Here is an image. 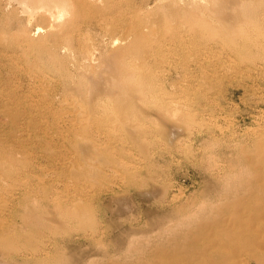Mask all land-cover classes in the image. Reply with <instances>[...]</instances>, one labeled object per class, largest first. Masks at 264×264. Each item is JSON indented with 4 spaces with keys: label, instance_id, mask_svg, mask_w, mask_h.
Returning a JSON list of instances; mask_svg holds the SVG:
<instances>
[{
    "label": "bare ground",
    "instance_id": "bare-ground-1",
    "mask_svg": "<svg viewBox=\"0 0 264 264\" xmlns=\"http://www.w3.org/2000/svg\"><path fill=\"white\" fill-rule=\"evenodd\" d=\"M193 2L0 0V65L7 64L9 71L6 79L0 78V115L12 121L16 132L32 128L36 135H27L18 149L0 140V254L17 252L25 240L29 244L28 235L8 220L20 216L19 207L40 215L38 202L44 198L53 205L50 220L54 216L61 225L93 227L95 188H105L111 177L137 180V167L120 160L128 143L148 156L153 143L148 136L164 135L167 123L190 138L203 125L198 119L203 111L193 106L197 94L190 69L199 72L194 80L199 89L207 73L219 70L252 81L251 87L264 81V0ZM172 70L181 73L180 82ZM44 118L69 132L60 135L72 147L69 155L58 157L60 172L38 169L36 158L32 161L30 151L22 150L30 142L53 152V141L39 137L43 125L37 121ZM146 119L156 123L148 125ZM258 124L244 144L232 140L254 169L235 174L248 177L245 189L233 181V173L225 174L220 194L227 204L218 212L225 217L204 230L168 237L172 252L163 260L159 254V264H232L231 258L243 252L263 262L257 250L264 231V122ZM210 130L234 137L219 125ZM236 196L242 197L229 205ZM184 217L182 228L189 229L193 219ZM36 248L21 250L24 258L42 264L48 252L43 244Z\"/></svg>",
    "mask_w": 264,
    "mask_h": 264
},
{
    "label": "rangeland",
    "instance_id": "rangeland-1",
    "mask_svg": "<svg viewBox=\"0 0 264 264\" xmlns=\"http://www.w3.org/2000/svg\"><path fill=\"white\" fill-rule=\"evenodd\" d=\"M197 1L192 2L199 3ZM192 2L186 0L188 4L192 5ZM210 60L214 62V58ZM7 67L8 65L5 63L0 65L1 79L7 78L9 73ZM177 72L172 70L170 74L177 82H180L181 73ZM207 74L205 85L203 84L199 89L197 82L194 81L199 72L192 68L188 73L195 93L198 95H195L197 100H194L196 103L193 106L197 110L196 112L203 111V115L198 117L199 120H202L199 123H203V125L198 126V129L195 128L194 132L190 134V138H187L181 127L177 126L178 129H176L175 124H173L174 128L170 123L160 122L161 125L166 124L163 129L164 135L161 134L164 140L161 135L159 137L149 135L148 140L153 143H150L148 156L128 143L129 150L122 154L120 160L131 161V165L137 167L135 173L137 180L133 179V182L132 179L111 177L109 183L113 186L110 187L108 183L103 189H93V198L90 201L93 215L95 214L96 221L93 225L95 228L76 225L71 228L65 223L61 225V222L54 216H51L50 220L49 214L53 205L44 198L38 202L39 205L37 204L42 210L40 215H43L44 218H40V215L32 213L31 210L19 207L20 216L8 217L10 218L8 220L13 221L12 223L18 226H15L17 229L21 228L23 233L28 235L29 244L25 240L24 249L21 243L17 252L0 254V264H40V262L24 258L23 251L29 253L38 250L36 247L40 248L42 244L48 252L46 262L44 261L42 264H159V254L162 255L161 260H163L164 255H169L172 252V247L167 242L168 237L187 235L189 230H204L206 226L212 225L216 221L215 219L222 220L225 215L218 212L221 207H226L227 204L226 198L220 194L222 186L227 181L225 174L233 173V181L237 180L236 184L241 182L240 189H245L248 184V177L243 178L235 176V174L241 170L248 172L250 170L241 156L240 147L248 138L246 135L249 131L251 132L253 128L259 126L258 122L260 125L264 122V97L261 95L264 90V81L260 80L257 86L251 87L252 81L242 80L241 77L231 76V78L223 70H219L215 74ZM198 91L200 94L197 93ZM57 107L59 108V105L55 106V108ZM21 121L24 123V120ZM145 121L148 125L156 123V121L148 119ZM41 124L43 130L39 137L46 141H53L49 143V145L53 144V152L47 148H36L30 142L23 144L22 150L30 151L29 153L33 157L32 161L33 159L35 161L36 158L35 163L40 165L37 167L38 169L44 168L47 173L51 169L60 172L62 166H60L58 157L69 155L72 150L68 141L61 136H67L69 132L62 127H56L51 118L37 121V126ZM210 125H219L228 132L231 130L230 133L234 137L219 135L218 131L213 134ZM50 127L53 130H50ZM17 130L12 121L0 115V140L6 144H16L14 145L15 149H18V142L25 138L29 139L27 135L36 136L32 128L19 132H16ZM171 132L175 135L173 133L172 135ZM31 139L34 140V138ZM232 140H239L241 145L238 147L235 143L232 144ZM84 152L85 150L82 152L83 155L86 153ZM252 170L254 169L251 168L250 171ZM49 183L51 184L52 181L49 180ZM180 192H182L181 195ZM175 193L178 198H171L173 194L176 195ZM236 197H234V201L229 202V205L237 202L242 196ZM40 202L42 203L40 204ZM184 216L193 219L189 224V229L182 228V225L185 224H182ZM49 221L50 224H48ZM50 227H52L51 230ZM34 237H36L37 245L33 244L34 246L31 247V241L35 242ZM258 241L260 247L257 251L261 253L257 254L264 256V231ZM43 248L39 250L41 251ZM20 250L22 252H19ZM1 252L3 251L0 250ZM9 253L13 256H9ZM260 259L263 262L257 263L250 252H243L231 258L230 262L232 264L237 262L242 264L264 263V258Z\"/></svg>",
    "mask_w": 264,
    "mask_h": 264
}]
</instances>
